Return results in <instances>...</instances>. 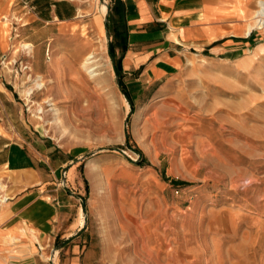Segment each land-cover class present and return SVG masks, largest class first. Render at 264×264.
I'll use <instances>...</instances> for the list:
<instances>
[{
	"label": "rangeland",
	"instance_id": "obj_1",
	"mask_svg": "<svg viewBox=\"0 0 264 264\" xmlns=\"http://www.w3.org/2000/svg\"><path fill=\"white\" fill-rule=\"evenodd\" d=\"M113 1H73L84 15L61 22L54 2L38 4L36 17L37 4L0 0L11 37L8 45L0 39V86L9 96L0 91V133L24 144L35 163L49 157L86 220L80 235L64 239L63 228L41 241L42 257L52 262L59 245L62 264H264V32L246 46L192 54L151 81L142 66L125 70L112 49ZM102 3L110 7L106 22ZM98 45L106 74L99 84L80 69ZM48 49L62 83L39 89ZM4 170L0 204L19 189L8 181L18 171Z\"/></svg>",
	"mask_w": 264,
	"mask_h": 264
},
{
	"label": "crops",
	"instance_id": "obj_2",
	"mask_svg": "<svg viewBox=\"0 0 264 264\" xmlns=\"http://www.w3.org/2000/svg\"><path fill=\"white\" fill-rule=\"evenodd\" d=\"M21 1L37 6L54 2V18L61 22H68L79 10L74 5L76 0ZM114 1L113 16L117 20L112 49L121 54L125 70L142 66L151 72V81L160 79L170 65H180L192 54L219 53L240 42L249 45L253 40L254 34L248 35L247 31L253 25L256 0ZM64 4L69 9L64 10ZM37 10L31 12L40 17L41 7ZM0 91L9 97L2 86ZM0 142L1 151L8 147L0 160V171L5 167L2 174L7 177L11 171H18V177L7 180L19 187L15 195L0 204V264H62L61 247L51 251L50 262L42 257L40 242L54 241L63 228L67 230L60 236L64 239L80 235L85 229L86 220H79L82 209L77 205L78 194L65 196L49 157L37 156L40 169L32 155L21 149L24 144L10 140L6 132L0 133ZM74 162L70 160L64 168ZM71 247V254L79 250L75 244ZM71 259L78 256L71 255Z\"/></svg>",
	"mask_w": 264,
	"mask_h": 264
},
{
	"label": "bare ground",
	"instance_id": "obj_3",
	"mask_svg": "<svg viewBox=\"0 0 264 264\" xmlns=\"http://www.w3.org/2000/svg\"><path fill=\"white\" fill-rule=\"evenodd\" d=\"M264 2V0H263ZM100 15L103 16L106 14V5L102 3V5L99 7ZM78 16H83L84 13L80 10L77 11ZM5 18V17H4ZM254 19V17H253ZM250 27V26H247ZM249 30V28H248ZM248 32V31H247ZM7 23L6 21H0V39L1 41L4 40L3 43H5V40L11 39V37L7 36ZM9 42L6 41L5 45H8ZM21 47L23 50L26 51L27 54L32 56L33 53V44L30 42H25L21 44ZM100 49V45H98L96 48H92V50L86 52L83 55V58L80 62V69L84 71V73L91 79H94L98 84L102 82L105 78L104 71L102 70L104 63L101 60V57L98 56V50ZM258 50V49H257ZM259 51L264 53V44L259 47ZM258 53V52H257ZM47 55L49 56V62L46 66L47 69V78L45 79L41 73H37L35 80H36V88L43 89L46 85V80L49 83H53L56 86H61L62 79H61V71L59 67H57L54 63V61L50 58V49H48ZM75 72H72L71 75H74ZM55 87V86H54ZM45 102H47L51 106V109L54 113V119L53 121L58 123L61 126L63 124L61 123L62 120H60V116H58V113L60 112L59 109L54 105V102L51 101L52 97H46ZM29 99V98H28ZM42 109L39 108L38 112H41ZM38 118H42L41 115H37ZM22 228V227H21ZM24 228V227H23ZM35 236V235H34ZM8 239V238H7ZM11 240V239H10Z\"/></svg>",
	"mask_w": 264,
	"mask_h": 264
},
{
	"label": "built area",
	"instance_id": "obj_4",
	"mask_svg": "<svg viewBox=\"0 0 264 264\" xmlns=\"http://www.w3.org/2000/svg\"><path fill=\"white\" fill-rule=\"evenodd\" d=\"M258 31L264 32V2L257 0V6L254 13L253 25L248 31V35L254 34ZM5 198L4 200H6Z\"/></svg>",
	"mask_w": 264,
	"mask_h": 264
},
{
	"label": "water",
	"instance_id": "obj_5",
	"mask_svg": "<svg viewBox=\"0 0 264 264\" xmlns=\"http://www.w3.org/2000/svg\"><path fill=\"white\" fill-rule=\"evenodd\" d=\"M108 8H109V7L107 6V11H106V14H105V16H104L105 22H106V20H107ZM66 170H67V167H65V168L63 169V173H62V177H61V180H62L63 185L65 184L64 180H65V173H66Z\"/></svg>",
	"mask_w": 264,
	"mask_h": 264
},
{
	"label": "trees",
	"instance_id": "obj_6",
	"mask_svg": "<svg viewBox=\"0 0 264 264\" xmlns=\"http://www.w3.org/2000/svg\"><path fill=\"white\" fill-rule=\"evenodd\" d=\"M109 53H110V55L112 56V50H111V48L109 47ZM113 57V56H112ZM114 69H115V71H116V74H117V76L119 77V70H118V66H117V63L114 61Z\"/></svg>",
	"mask_w": 264,
	"mask_h": 264
}]
</instances>
